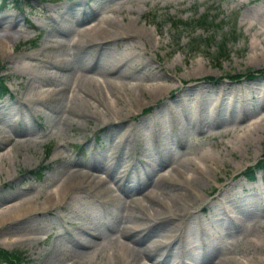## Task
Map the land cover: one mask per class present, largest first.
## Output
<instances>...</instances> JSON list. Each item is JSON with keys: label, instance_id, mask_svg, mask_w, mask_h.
Here are the masks:
<instances>
[{"label": "rangeland", "instance_id": "obj_1", "mask_svg": "<svg viewBox=\"0 0 264 264\" xmlns=\"http://www.w3.org/2000/svg\"><path fill=\"white\" fill-rule=\"evenodd\" d=\"M94 1L0 8V247L21 264H120L124 210L147 220L131 232L142 264H264V184L240 175L264 152V75L227 78L264 67V0H98L89 13ZM203 13L217 26L169 23Z\"/></svg>", "mask_w": 264, "mask_h": 264}, {"label": "bare ground", "instance_id": "obj_2", "mask_svg": "<svg viewBox=\"0 0 264 264\" xmlns=\"http://www.w3.org/2000/svg\"><path fill=\"white\" fill-rule=\"evenodd\" d=\"M98 0H95L94 2H93V6H90L89 8H88V12L89 13H94V11L96 10V8H97V5L99 4L98 2H97ZM96 12V11H95ZM92 15V14H91ZM75 17V16H74ZM72 19V18H71ZM71 19H70V22H71V24L73 25V23H72V21H71ZM77 19V18H76ZM72 20H74V18L72 19ZM110 24H112V23H110ZM109 24V25H110ZM114 24H112V26H113ZM129 25V24H128ZM105 26V25H104ZM106 26H108V25H106ZM111 26V25H110ZM73 27H75V26H73ZM114 27H116L115 25H114ZM117 28V27H116ZM110 29V28H109ZM108 28H106V27H101V32L103 33V34H106V33H108L110 30H109ZM115 29V28H114ZM120 30V29H119ZM126 30V29H125ZM82 32H84V34H87V36H88V34L91 32V31H96L97 32V34H98V32H100V31H98L97 30V28H95V27H91V28H84V29H82L81 30ZM115 33H117V32H115ZM114 33V34H115ZM119 33V32H118ZM131 33H133V32H131ZM139 34V33H138ZM137 34V35H138ZM83 35V34H82ZM112 36V35H111ZM132 36V35H131ZM108 37V36H107ZM114 37V36H113ZM118 37V36H117ZM132 38V37H131ZM107 39V38H106ZM116 39V38H115ZM120 39V38H119ZM126 39V38H125ZM85 40V39H84ZM88 40V39H87ZM90 40H91V38H90ZM108 41V40H107ZM111 41V40H110ZM87 42H89V41H87ZM77 43H78V41H77ZM76 43V44H77ZM107 43V42H106ZM79 44V43H78ZM84 44V43H83ZM101 45V44H100ZM91 46V45H90ZM89 46V47H90ZM93 46V45H92ZM91 46V47H92ZM10 47H11V44H9V43H7V42H1L0 41V49H2V50H8V49H10ZM82 47V46H81ZM97 48V47H96ZM103 48V47H102ZM91 50V49H90ZM90 50H89V52H90ZM135 51H136V49H135ZM91 53V52H90ZM93 53V52H92ZM149 61V60H148ZM125 62V61H124ZM91 63V62H90ZM94 63V62H93ZM98 63V62H97ZM122 63V62H121ZM143 63V62H142ZM116 64V63H115ZM114 64V65H115ZM128 64V63H127ZM142 65V64H141ZM117 66V65H116ZM147 66V65H146ZM128 67V66H127ZM91 68V67H90ZM118 68V67H117ZM101 69V68H100ZM125 69V68H124ZM154 70V69H153ZM115 71V74H114V77H115V79L118 81V82H113V84L114 83H119L120 82V74L118 73V70H114ZM153 73V72H152ZM113 75V74H112ZM108 76V75H107ZM88 78V77H87ZM156 78H158L157 76H156ZM86 79V78H85ZM87 80V79H86ZM99 82V81H98ZM92 85V84H91ZM126 85V84H125ZM115 86H116V84H115ZM159 86V85H158ZM161 86V85H160ZM65 87V86H64ZM87 88H90V87H87ZM157 88V87H156ZM67 89V88H66ZM64 90H65V88H64ZM158 90V89H157ZM63 91V90H62ZM152 92V91H151ZM153 93H156V92H153ZM157 94V93H156ZM156 94H155V96H156ZM86 95V94H85ZM55 96H56V93H55ZM61 96V95H60ZM190 96V95H189ZM182 97H183V94H182ZM111 100V99H110ZM112 101V100H111ZM111 104H113V101L111 102ZM217 106V105H216ZM260 106V105H259ZM217 110V109H216ZM241 111V110H240ZM239 111V112H240ZM114 112V111H113ZM112 112V113H113ZM244 114V113H243ZM114 115V114H113ZM118 120V119H117ZM261 121H264V114H263V116L260 118V120L259 121H257V122H253V124L254 123H256V124H259ZM236 123H238V122H236ZM247 128V127H246ZM147 170V171H146ZM155 168H153V167H150V168H147V169H145L144 170V177L146 178V180L151 176V174L153 175V173H155ZM73 177V176H72ZM145 178H144V180H145ZM157 180V179H156ZM159 180V179H158ZM155 180H153V182H154ZM159 182V181H158ZM145 183V182H144ZM159 185V184H158ZM120 187V186H119ZM126 191H128V192H133L134 190H135V186H133V185H127L126 186V188H124ZM110 191V190H109ZM52 194H53V192H52ZM52 195H50L49 196V198L51 197ZM54 196V195H53ZM117 198H119L118 196H117ZM116 197H115V199H117ZM118 200V199H117ZM122 201V200H121ZM174 202H176V201H173V203ZM170 209V208H169ZM25 210H26V208H25ZM171 210V209H170ZM158 211V210H157ZM123 212H124V218H122V221H121V227L120 228H118L117 229V232L119 233V237H121L122 238V241L120 242V244L122 245V247L124 248V250H125V252H124V255H123V257H125L126 258V260L125 259H123V258H121L120 256V260L121 261H123V262H121L120 264H142L141 263V260H143V259H148V258H150L151 257V255H150V253H149V250H147L148 248H141V247H138L139 245H137L138 244V236H133V235H131L132 233L131 232H133L135 229H138V231H139V229L141 228V227H143L142 225H144L145 223H146V221H145V217L143 218V217H140V216H137V215H135V213H131V211H124L123 210ZM32 213V212H31ZM24 214V213H23ZM26 214V213H25ZM225 215H226V213H225ZM24 216V215H23ZM228 216V215H227ZM161 218V217H160ZM229 218H232V217H229ZM235 218V217H234ZM176 224H178V223H176ZM175 224V225H176ZM148 225V224H147ZM146 225V226H147ZM173 223L171 222V223H166V226H168V227H173ZM164 226V225H163ZM177 226H179V224L177 225ZM174 227H176V226H174ZM92 229V228H91ZM145 229V228H144ZM165 229H167V228H165ZM172 229V228H171ZM91 231V230H90ZM143 231H145V230H143ZM142 232V231H141ZM207 232V231H206ZM93 233V232H92ZM136 233V232H135ZM143 233V232H142ZM208 233V232H207ZM138 234H140V233H138ZM187 234V233H186ZM185 234V240H189V239H192L193 237H195V234L194 233H190L189 235H186ZM93 235H95V233L93 234ZM98 235H100V234H98ZM158 235V234H157ZM157 235L155 236V238L154 239H152L151 241H150V244H151V246H152V248L153 249H156L157 247L159 248V246H160V244H161V242L162 241H159V238H157ZM152 236V235H151ZM169 236H171V235H169ZM170 239V238H169ZM84 240V239H83ZM171 241H174V240H176V238H174L173 236H172V239H170ZM180 241H183V239H181ZM164 242H168V241H164ZM170 242V241H169ZM176 242V241H175ZM179 242V241H178ZM177 242V243H178ZM88 243V242H87ZM163 244V243H162ZM169 244V243H168ZM82 245V244H81ZM80 245V246H81ZM86 245V244H85ZM166 245V244H165ZM79 246V247H80ZM210 246V245H209ZM85 247V246H84ZM206 247V246H205ZM204 247V248H205ZM119 248V247H118ZM157 248V249H158ZM80 248H78V250H79ZM149 249H151L150 247H149ZM206 250H204L203 249V247L202 248H199V253L200 254H204V253H206L207 251H209V248H205ZM211 249V248H210ZM164 250V249H163ZM212 250V249H211ZM121 251V250H120ZM154 251H156V250H154ZM211 252V251H210ZM213 252V251H212ZM181 253V252H180ZM187 252L185 251V254H186ZM195 253V252H194ZM117 255V254H116ZM187 255V254H186ZM193 256V255H192ZM199 256V255H198ZM162 257V262H161V264H179V263H185V262H182V261H178L177 259H178V257H177V255L176 254H173V253H171V252H166V254L165 255H162L161 256ZM183 258H184V256H183ZM154 259V258H153ZM185 259V258H184ZM196 259H197V257H196ZM155 261V262H154ZM184 261V260H183ZM118 262H119V260H118ZM118 262H116L117 264H118ZM153 262V264H159L158 263V261H156V259L155 260H153V261H151V263ZM175 262V263H174ZM193 263V262H192ZM217 264H224V261H222V260H219L218 262H217Z\"/></svg>", "mask_w": 264, "mask_h": 264}, {"label": "trees", "instance_id": "obj_3", "mask_svg": "<svg viewBox=\"0 0 264 264\" xmlns=\"http://www.w3.org/2000/svg\"><path fill=\"white\" fill-rule=\"evenodd\" d=\"M10 2L17 8H20L22 4L25 3V0H0V8H2L6 3ZM27 2V1H26ZM214 16L208 15L207 13L201 14L196 19H190L188 21H182L180 19H171L169 21L173 30H177L178 27L187 26L190 29L201 28L203 31L210 30L212 27H216L217 24L214 22ZM211 35H207V38H210ZM238 37V34L234 33V30H229L227 34H224L217 46V50L215 52V58H219L221 56L227 55V48L225 44L227 41H234ZM206 38V39H207ZM199 39V42L196 44H200L201 42H205L206 40ZM192 40V39H191ZM197 47V46H196ZM264 75V68L256 70L255 72H247L244 76L254 77ZM241 75H236V77H240ZM7 92V89L4 85V78L0 76V96L4 95ZM262 171V181L264 183V152L263 157L259 159L253 166L248 167L245 171H243V175L246 179L252 180L254 179V170ZM36 173V172H35ZM23 259L22 253L19 251H7L5 249L0 248V264H20Z\"/></svg>", "mask_w": 264, "mask_h": 264}]
</instances>
